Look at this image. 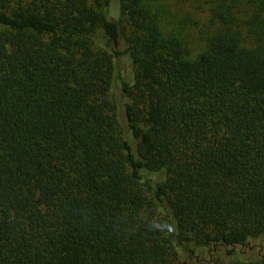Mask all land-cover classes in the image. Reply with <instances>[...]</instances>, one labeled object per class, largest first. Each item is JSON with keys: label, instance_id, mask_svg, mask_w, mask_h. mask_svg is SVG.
Listing matches in <instances>:
<instances>
[{"label": "trees", "instance_id": "16d2710c", "mask_svg": "<svg viewBox=\"0 0 264 264\" xmlns=\"http://www.w3.org/2000/svg\"><path fill=\"white\" fill-rule=\"evenodd\" d=\"M0 264H264V0H0Z\"/></svg>", "mask_w": 264, "mask_h": 264}, {"label": "rangeland", "instance_id": "374dc122", "mask_svg": "<svg viewBox=\"0 0 264 264\" xmlns=\"http://www.w3.org/2000/svg\"><path fill=\"white\" fill-rule=\"evenodd\" d=\"M113 9H114V11H115V6H113ZM120 74L123 75V76H125V72H124V70H121V71H120Z\"/></svg>", "mask_w": 264, "mask_h": 264}]
</instances>
